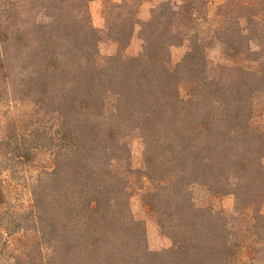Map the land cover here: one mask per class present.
<instances>
[{"label":"trees","instance_id":"obj_1","mask_svg":"<svg viewBox=\"0 0 264 264\" xmlns=\"http://www.w3.org/2000/svg\"><path fill=\"white\" fill-rule=\"evenodd\" d=\"M94 1L0 0V264H246L237 237L264 231V0H165L142 24L143 0L109 2L103 33ZM134 179L168 250L133 217Z\"/></svg>","mask_w":264,"mask_h":264},{"label":"rangeland","instance_id":"obj_2","mask_svg":"<svg viewBox=\"0 0 264 264\" xmlns=\"http://www.w3.org/2000/svg\"><path fill=\"white\" fill-rule=\"evenodd\" d=\"M165 0H143L141 2V5L139 6L138 10V20L140 24L148 22L151 18V14L153 9L158 6L161 2ZM177 1V0H176ZM213 4L211 7L212 11H216V8L221 5L222 3L225 2V0H210ZM122 3L123 0H95L92 2L89 6L90 8V13L92 17V22L93 26L95 27L96 30H98L100 33L105 32L106 29V20H105V9L108 3ZM140 2V0H139ZM139 32H140V27L136 29L134 38L131 42V45L127 50H125L124 54L128 57L132 56H138L142 52V42L139 39ZM100 52L101 56L103 58L111 55H115L117 52L116 46L112 44L111 42L104 40V43L100 45ZM188 52V45H181L174 47L170 50V57H171V62L173 66H177L181 63V61L184 59L185 55ZM217 56V54H215ZM214 56V57H216ZM142 146L138 143L135 142L133 145V157H132V162H133V167L134 169H140L142 167ZM133 188H132V199L130 201V207H131V212L133 214V217L137 220L142 222L147 231V243H148V248L152 252H161L165 251L171 248L172 242L163 236L161 233V230L153 218L149 207L147 206V203L144 200V192L140 191L142 189L149 188L148 182L146 180L144 181H138L134 179L133 183ZM246 190L248 191L245 195V197H251L249 200H258L255 198V192L257 191L254 189L252 191V187H247ZM195 198L198 200H211L210 202L214 203L215 206L225 212V214L230 217V223L235 225V228H244L245 226L252 224V220L250 217L243 218L240 220H237L235 218L238 217V215L235 214V198L233 196H224V197H217L216 199L214 198H209L207 196H204V193L200 190L195 191ZM248 200V199H246ZM226 215V216H227ZM239 227L237 228V226ZM241 235H244L242 238ZM237 237V240H245L248 241V247L245 250L247 253V258L248 260L246 261V264H262V258H261V252L262 249L260 245L255 244V245H250L252 242V239H258L260 238L261 240H264V231L262 228H258V233L256 236L251 237L250 234H241Z\"/></svg>","mask_w":264,"mask_h":264}]
</instances>
